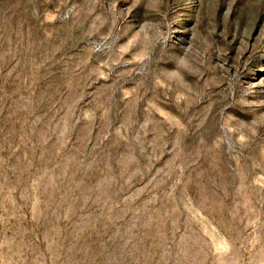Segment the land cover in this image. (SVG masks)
Wrapping results in <instances>:
<instances>
[{"label": "rangeland", "instance_id": "rangeland-1", "mask_svg": "<svg viewBox=\"0 0 264 264\" xmlns=\"http://www.w3.org/2000/svg\"><path fill=\"white\" fill-rule=\"evenodd\" d=\"M0 264H264V0H0Z\"/></svg>", "mask_w": 264, "mask_h": 264}]
</instances>
